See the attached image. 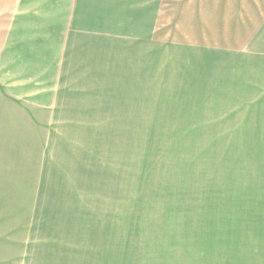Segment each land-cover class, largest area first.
Instances as JSON below:
<instances>
[{
	"label": "crops",
	"instance_id": "0c3cea01",
	"mask_svg": "<svg viewBox=\"0 0 264 264\" xmlns=\"http://www.w3.org/2000/svg\"><path fill=\"white\" fill-rule=\"evenodd\" d=\"M0 89L47 115L34 222L55 224L0 264H264V0H0ZM177 95L222 111L198 116L195 201L128 245L100 212L118 106Z\"/></svg>",
	"mask_w": 264,
	"mask_h": 264
},
{
	"label": "rangeland",
	"instance_id": "374dc122",
	"mask_svg": "<svg viewBox=\"0 0 264 264\" xmlns=\"http://www.w3.org/2000/svg\"><path fill=\"white\" fill-rule=\"evenodd\" d=\"M177 97L169 105L118 106L123 123L119 127V151L124 152L121 188L118 197L108 193L102 198L100 212L108 213L109 229L124 231L128 245L164 235L169 226L180 224L183 204L195 201L198 116L222 111L213 110L218 106L196 105L190 97L189 105H177ZM11 101L0 89V247L30 244L34 229L55 226L53 221L46 223L51 215L42 219L40 227L34 222L47 115ZM109 107L111 114L113 105ZM96 207L91 206L93 219L98 216Z\"/></svg>",
	"mask_w": 264,
	"mask_h": 264
}]
</instances>
